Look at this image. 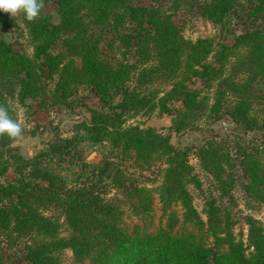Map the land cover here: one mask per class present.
<instances>
[{
	"label": "trees",
	"instance_id": "trees-1",
	"mask_svg": "<svg viewBox=\"0 0 264 264\" xmlns=\"http://www.w3.org/2000/svg\"><path fill=\"white\" fill-rule=\"evenodd\" d=\"M50 1L57 6L58 23L41 10L32 21L23 15L33 43L32 56L15 50L5 40L2 33L15 26V21L10 14L0 12V96L6 90L21 104L37 98L45 91L42 80L47 69L50 76H57L52 92L56 102H65L78 85H90L102 104L100 109H89L90 119L76 125L78 132L73 137L52 141L48 152L41 156L25 158L9 153L11 138L0 136V179L11 166L17 172L11 182L0 181V228L18 236L33 234L31 244L25 245L26 264H61L56 253L63 249H69L81 264H264V225L248 217L247 241L252 250L246 253L243 243L235 241L228 214L221 213L216 199L205 202L206 220L195 209L188 185L193 183L198 188L200 181L192 173L188 150L175 147L170 134L159 133L153 127L123 126L121 119L127 112L158 106L161 114L173 115L172 130L179 132L193 128L203 115L217 114L226 108L232 121L246 129H262L260 143L250 152L243 151L238 165L248 179L245 193L264 207V93L255 95L251 88L255 75L264 77V27L247 29L235 36L229 46L211 36L195 41L184 39L171 21V14L135 5L133 0ZM247 1L248 16L264 23V0ZM238 4L239 0H202L200 9L205 19L222 29ZM128 23L133 29L121 32ZM96 29L102 33L115 31L123 54L133 49L136 60L104 53L101 35L95 36ZM57 41L61 42V50L53 54L50 50ZM108 46L113 49L114 43ZM238 48H247V56L238 68L226 71L229 57ZM210 55L216 65L207 61ZM134 72L140 86L161 78L170 82L171 88L155 102L157 93L148 95L129 89L127 82ZM243 72L247 75L241 77ZM192 78L207 88L217 81L210 106L206 96L187 87L186 82ZM115 96L119 99L113 104ZM228 96L232 98L229 102ZM171 101H180L181 105L171 108ZM255 105L260 106L257 114ZM83 139L107 142L109 153L104 155L103 165L95 167L97 181L68 187L44 159L77 152ZM197 156L201 167L219 185L221 194L227 195L233 179L225 173L235 162L228 148L209 139L198 148ZM114 159H133L138 167L147 169L155 162L162 164V179L156 191L162 215L153 231L137 225L128 229L121 222L119 204L101 196L99 184L103 176H109L111 167L117 172L112 182L123 185L126 181ZM123 197L136 216H148L152 191L131 184ZM50 205L59 207L64 215L68 227L65 237L58 236V221L41 212V207ZM175 205L182 209V218L174 211ZM179 223L187 226L176 234ZM210 236L213 243H209Z\"/></svg>",
	"mask_w": 264,
	"mask_h": 264
},
{
	"label": "rangeland",
	"instance_id": "rangeland-1",
	"mask_svg": "<svg viewBox=\"0 0 264 264\" xmlns=\"http://www.w3.org/2000/svg\"><path fill=\"white\" fill-rule=\"evenodd\" d=\"M38 2L41 5V11L49 14L53 23H58L59 15L56 4L50 0H38ZM201 2L202 0H133L135 5L159 8L171 14V21L179 28L180 34L184 39L191 41H195L200 37L211 36L217 42H224L231 46L234 43L235 36L244 33L247 29L254 30L264 27L261 20L248 16L249 4L247 0H239L236 10L229 17L226 27L222 29L202 16ZM12 18L15 21V26L3 32L2 35L15 50L32 56L33 43L24 25L23 13H18L16 17L12 16ZM131 29L133 27L131 23H128L122 28L121 32L128 33ZM95 36L101 37L100 46L103 52L109 56L127 59L131 62L136 60L133 49L123 54L124 48L117 41L115 31L105 30L102 33L96 29ZM111 42L114 43L113 49L108 46ZM60 50L61 42L57 41L50 52L55 54ZM244 56H247V48L235 49L229 57L226 71L230 72L235 67L238 68ZM207 61L216 65L215 58L212 55L207 58ZM149 65H152V63H149ZM133 74L127 82L129 89L136 88L148 95L155 92L157 93V97L154 99L155 102L171 88V83L161 78H154L150 83L140 86L136 81L137 74L135 72ZM246 75L247 73L243 72L241 77ZM56 81L57 76H50L46 69L42 80L45 88L44 93L35 99H26L24 104L19 103L16 96L2 90L3 96H0V105H6L9 115L17 120L23 129L21 136L11 138V143L8 145L9 153L19 152V147L14 145L15 141L21 142L28 138L42 137L46 141L29 146L34 152L36 151L34 157L41 156V154L48 152L52 141L73 137L78 132L77 124L71 122L72 120L85 118L87 121L91 115L89 109H100L102 102L90 85H78L75 92L65 102H56L52 97ZM216 82L213 83L211 88H207L200 80L192 78L186 82V85L191 89L198 90L202 96H206L207 104L210 106L213 103ZM251 88L253 94L262 95L264 93V77L259 74L255 75ZM118 99L119 97L115 96L113 104ZM231 99L228 96V102ZM170 103L171 108L181 105L180 101H171ZM259 109L260 106H254L256 114L260 111ZM115 111L119 112V109ZM121 119L123 126L153 127L159 133L170 134V141L175 147L188 150V161L192 166V173L200 181V187L198 188L193 183L188 185V190L193 198V205L199 216L202 220H206L203 211L205 202L212 198L216 199V204L220 207L221 213L228 214L229 222L232 224L231 233L235 241L243 243L246 253L251 251L252 249L248 248L247 241L249 228L247 219L252 217L264 225V207L259 201L250 198L245 193L244 185L248 182V179L238 163L243 151L250 152L253 147L260 143L263 130L260 128L246 129L241 124L232 121L226 114V108H223L217 114L203 115L195 122L193 128H185L179 132L172 130L173 115L161 114L158 106L152 110L145 107L139 111L127 112L122 115ZM63 121L65 123L62 125ZM80 133L85 135L84 130H80ZM209 139H214L224 145L225 148H228L235 160V162L233 161L234 166L228 168L225 173L233 179V184L227 195L221 194L219 185L201 167L197 156L198 148ZM109 149L110 147L105 141L93 142L89 139H83L77 147V152L73 151L70 155L61 158L47 157L44 160L47 166L59 175L68 187H80L83 184L89 185L91 182L98 180L99 177L96 175L97 169L95 167L103 165L104 155L109 153ZM113 161L119 167L118 171L126 178V181L123 185L118 184L119 182H112V177L113 175L116 177L117 172L115 168L111 167L108 170L109 176H103V180L99 184L101 196L104 200L119 204L123 212L121 222L128 229H132L137 225L143 230L153 231L159 225L160 216L162 215V205L156 192L162 179L160 175L162 164L155 162L147 169L138 167L133 159H114ZM91 170L94 171V174L91 173ZM16 177V169L11 166L0 181L7 184ZM131 184H137L152 191V204L147 217L136 216L124 200L125 189ZM174 211L179 218H182V209L179 205L174 206ZM41 212L44 216L58 221L59 237H65L68 234L65 218L59 207L54 205L44 206L41 207ZM186 226V223H179L175 229L176 234L182 232V227ZM33 237V234L18 236L15 232L0 228V264H26L24 259L25 245L31 244ZM208 240L209 243H213L211 236ZM56 257L61 264H81L74 260L69 249L58 251ZM85 263L91 264L89 261H85Z\"/></svg>",
	"mask_w": 264,
	"mask_h": 264
},
{
	"label": "clouds",
	"instance_id": "clouds-1",
	"mask_svg": "<svg viewBox=\"0 0 264 264\" xmlns=\"http://www.w3.org/2000/svg\"><path fill=\"white\" fill-rule=\"evenodd\" d=\"M40 10L41 5L38 0H0V12L8 13L13 17H16L18 13H23L28 21L38 17ZM22 133L21 124L9 115L6 107L0 105V136L17 138Z\"/></svg>",
	"mask_w": 264,
	"mask_h": 264
},
{
	"label": "water",
	"instance_id": "water-1",
	"mask_svg": "<svg viewBox=\"0 0 264 264\" xmlns=\"http://www.w3.org/2000/svg\"><path fill=\"white\" fill-rule=\"evenodd\" d=\"M83 121H86V119L82 118L79 120H72L71 122L78 124V123H81ZM64 123H65V121L62 122V125ZM52 136H53V134L51 135V137ZM42 141H46V140H44V138H42V137H34V138H28L27 140L21 141V142L15 141L14 145L19 147L18 154L20 156L27 157V158H33L36 154V151L34 152L32 149H30L29 146L35 145V144L40 143Z\"/></svg>",
	"mask_w": 264,
	"mask_h": 264
}]
</instances>
